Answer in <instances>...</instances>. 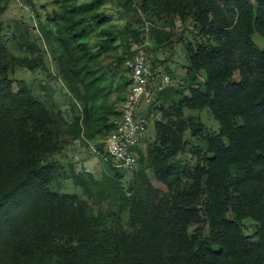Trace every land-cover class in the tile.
I'll return each instance as SVG.
<instances>
[{
  "label": "trees",
  "instance_id": "trees-1",
  "mask_svg": "<svg viewBox=\"0 0 264 264\" xmlns=\"http://www.w3.org/2000/svg\"><path fill=\"white\" fill-rule=\"evenodd\" d=\"M152 1L182 20L190 15L194 29L214 39L189 45L187 69L204 81L190 88L185 102L194 110L208 108L219 131L191 120L160 124L161 148L149 153L160 186L144 174L133 182L130 232L117 223L102 225L76 195L48 189L55 169L42 160L57 144L58 126L23 81L14 89L6 75L11 57L0 23V264L54 258L61 264H264V49L252 37L264 36V0ZM65 21L57 24L63 76L87 104L98 93L88 64L93 52L79 41L83 30L73 27L71 16ZM83 115L89 123L90 109ZM101 126L107 134L112 129L110 122ZM186 127L204 141L206 155L182 187L185 169L169 159L183 149ZM244 218L256 222L253 237L242 231Z\"/></svg>",
  "mask_w": 264,
  "mask_h": 264
},
{
  "label": "rangeland",
  "instance_id": "rangeland-1",
  "mask_svg": "<svg viewBox=\"0 0 264 264\" xmlns=\"http://www.w3.org/2000/svg\"><path fill=\"white\" fill-rule=\"evenodd\" d=\"M3 5L1 36L11 57L6 75L14 80V89L18 81H23L58 126L57 144L42 160V164L55 169L48 189L76 195L89 206L87 214L101 219L102 225L117 223L130 232L133 227L128 199L133 182L144 174L153 185L160 186L154 176V160L149 156L161 148L160 124L191 120L201 124L202 130L219 131L208 108L194 110L185 102L190 88L204 81L202 73L187 69L189 45L193 48L204 41L214 43V39L209 41L206 34L198 33L190 15L185 20L169 15L152 0H5ZM69 16L73 27L83 30L79 41L93 52L88 64L98 77V93L87 104L74 97L62 72L65 53L57 39V24H63ZM141 28L148 30L150 66L170 74L173 84L165 89L163 100L150 107L148 130L140 147L141 162L137 170L128 171L113 168L102 151L107 130L101 124L109 122L125 96L124 64L144 32ZM252 37L256 47L264 49V36L254 33ZM233 78L238 80L237 72ZM85 107L91 112L89 123L84 121ZM182 139L183 149L169 161L185 169L180 177V186L185 187L191 183L195 166L203 163L206 146L189 127L183 129ZM227 217L232 218V214L227 213ZM241 222L243 233L253 237L256 222L250 218ZM198 225H191L189 231ZM203 228L207 234L206 226ZM57 260L48 259L43 264H61Z\"/></svg>",
  "mask_w": 264,
  "mask_h": 264
},
{
  "label": "built area",
  "instance_id": "built-area-1",
  "mask_svg": "<svg viewBox=\"0 0 264 264\" xmlns=\"http://www.w3.org/2000/svg\"><path fill=\"white\" fill-rule=\"evenodd\" d=\"M135 42L125 60L127 74L126 93L116 114L109 120L112 129L103 141L109 163L128 171L139 166L140 147L149 125V110L159 94L172 86L170 74L150 66V42L147 28Z\"/></svg>",
  "mask_w": 264,
  "mask_h": 264
},
{
  "label": "crops",
  "instance_id": "crops-1",
  "mask_svg": "<svg viewBox=\"0 0 264 264\" xmlns=\"http://www.w3.org/2000/svg\"><path fill=\"white\" fill-rule=\"evenodd\" d=\"M262 36V35H261Z\"/></svg>",
  "mask_w": 264,
  "mask_h": 264
}]
</instances>
